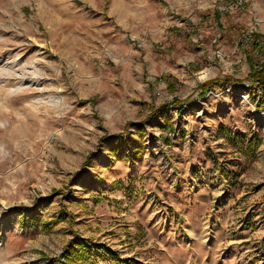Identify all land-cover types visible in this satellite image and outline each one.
Returning a JSON list of instances; mask_svg holds the SVG:
<instances>
[{"label":"rangeland","instance_id":"rangeland-1","mask_svg":"<svg viewBox=\"0 0 264 264\" xmlns=\"http://www.w3.org/2000/svg\"><path fill=\"white\" fill-rule=\"evenodd\" d=\"M237 1L0 0V264H264Z\"/></svg>","mask_w":264,"mask_h":264},{"label":"trees","instance_id":"trees-1","mask_svg":"<svg viewBox=\"0 0 264 264\" xmlns=\"http://www.w3.org/2000/svg\"><path fill=\"white\" fill-rule=\"evenodd\" d=\"M246 54H248V63L250 65V72L248 74L247 79L253 82V84L257 85L261 94L259 97V101L257 103V108H264V38L260 35L256 36V40L252 45V51H256V54L261 55L263 58L261 60H255L256 55H252L251 52H248L245 48L243 49ZM214 81H208L202 85H200V90L203 94H206L210 88H213ZM175 104L178 100L174 101ZM163 108V107H161ZM160 108V109H161ZM159 109V110H160ZM158 110V111H159ZM82 172H76L74 177H80ZM72 254H69L71 256Z\"/></svg>","mask_w":264,"mask_h":264},{"label":"built area","instance_id":"built-area-1","mask_svg":"<svg viewBox=\"0 0 264 264\" xmlns=\"http://www.w3.org/2000/svg\"><path fill=\"white\" fill-rule=\"evenodd\" d=\"M242 1L241 0H238L237 2H231L230 4H225L223 6V8H221L222 10L224 11H227V10H230L232 9L233 7H235L236 5H238L239 3H241Z\"/></svg>","mask_w":264,"mask_h":264}]
</instances>
